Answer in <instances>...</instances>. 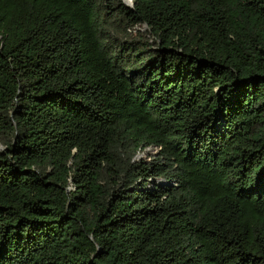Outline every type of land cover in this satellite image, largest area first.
<instances>
[{"label": "trees", "instance_id": "obj_1", "mask_svg": "<svg viewBox=\"0 0 264 264\" xmlns=\"http://www.w3.org/2000/svg\"><path fill=\"white\" fill-rule=\"evenodd\" d=\"M0 145V264H264V0H0Z\"/></svg>", "mask_w": 264, "mask_h": 264}, {"label": "rangeland", "instance_id": "obj_2", "mask_svg": "<svg viewBox=\"0 0 264 264\" xmlns=\"http://www.w3.org/2000/svg\"><path fill=\"white\" fill-rule=\"evenodd\" d=\"M126 1V0H125ZM127 2V1H126ZM128 3V2H127ZM157 153V150L156 148H153V147H149L147 148L145 151L139 153L137 155V158L138 159H142V158H145L146 156H148L149 154H153V155H156ZM149 184L147 185L148 188H153L155 184H158V185H162L163 183V179H150L149 180ZM170 183V181H169Z\"/></svg>", "mask_w": 264, "mask_h": 264}, {"label": "water", "instance_id": "obj_3", "mask_svg": "<svg viewBox=\"0 0 264 264\" xmlns=\"http://www.w3.org/2000/svg\"><path fill=\"white\" fill-rule=\"evenodd\" d=\"M124 2H125L128 6H131V7H133V5H134V0H131L130 3H127L125 0H124ZM0 148H2L1 145H0ZM162 184H169V181L166 180V179H163V183H162Z\"/></svg>", "mask_w": 264, "mask_h": 264}, {"label": "bare ground", "instance_id": "obj_4", "mask_svg": "<svg viewBox=\"0 0 264 264\" xmlns=\"http://www.w3.org/2000/svg\"><path fill=\"white\" fill-rule=\"evenodd\" d=\"M128 3H130L131 2V0H126Z\"/></svg>", "mask_w": 264, "mask_h": 264}]
</instances>
